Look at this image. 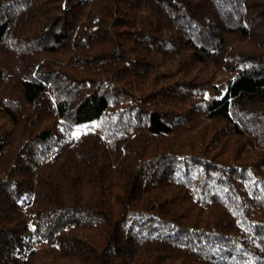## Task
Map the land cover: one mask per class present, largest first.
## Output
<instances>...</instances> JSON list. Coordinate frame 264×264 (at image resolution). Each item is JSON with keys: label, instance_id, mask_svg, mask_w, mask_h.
I'll use <instances>...</instances> for the list:
<instances>
[{"label": "trees", "instance_id": "16d2710c", "mask_svg": "<svg viewBox=\"0 0 264 264\" xmlns=\"http://www.w3.org/2000/svg\"><path fill=\"white\" fill-rule=\"evenodd\" d=\"M0 264H264V0H0Z\"/></svg>", "mask_w": 264, "mask_h": 264}, {"label": "rangeland", "instance_id": "374dc122", "mask_svg": "<svg viewBox=\"0 0 264 264\" xmlns=\"http://www.w3.org/2000/svg\"><path fill=\"white\" fill-rule=\"evenodd\" d=\"M231 77L230 74H228L227 72L225 71H219L217 73V79H216V82L219 83V82H224L226 81L227 79H229ZM202 120H204V117H202Z\"/></svg>", "mask_w": 264, "mask_h": 264}]
</instances>
